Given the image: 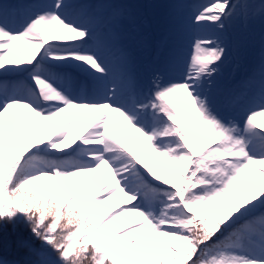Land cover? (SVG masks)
Returning a JSON list of instances; mask_svg holds the SVG:
<instances>
[{"label": "snow or ice", "instance_id": "obj_1", "mask_svg": "<svg viewBox=\"0 0 264 264\" xmlns=\"http://www.w3.org/2000/svg\"><path fill=\"white\" fill-rule=\"evenodd\" d=\"M256 19L264 0L171 5L146 80L119 3L0 0L13 264H264V32L247 78L215 81L227 25Z\"/></svg>", "mask_w": 264, "mask_h": 264}, {"label": "rangeland", "instance_id": "obj_2", "mask_svg": "<svg viewBox=\"0 0 264 264\" xmlns=\"http://www.w3.org/2000/svg\"><path fill=\"white\" fill-rule=\"evenodd\" d=\"M116 1L120 7L124 8V25L128 31V40H134L130 49L134 56L138 57L143 51H147L146 54L151 55L153 50L157 55V44L164 36L161 32L166 29V23L171 12V5L178 2L176 0ZM105 2H112V0H105ZM190 2H202V0H190L188 3ZM259 2L260 0H256V3ZM144 9H146V14L151 15H149L150 17L144 15ZM137 17H140L139 22H136ZM144 21L146 22L145 24H143ZM151 23L156 30L155 36L150 35L152 33L150 29L152 26L150 28L147 27V24ZM262 32H264V24L259 19L250 21L247 27H244L239 20L229 22L225 30L229 54L225 63L220 66V71L225 79L221 80V83H218L216 79H221L222 77L219 74L216 75L215 81L218 86H223L224 88L232 86V80L240 82V80L243 81L249 75L258 61ZM136 60L138 62L140 59L138 58ZM150 62L151 59L144 66H147V64H149L148 67L158 66L155 62L152 64ZM231 64H236V66L229 71ZM139 66L141 68L143 65L139 64ZM147 69L143 67L144 71Z\"/></svg>", "mask_w": 264, "mask_h": 264}, {"label": "trees", "instance_id": "obj_3", "mask_svg": "<svg viewBox=\"0 0 264 264\" xmlns=\"http://www.w3.org/2000/svg\"><path fill=\"white\" fill-rule=\"evenodd\" d=\"M20 232H26V229L23 226H21L19 229L8 230L6 246L0 247V259L2 261H7L9 262V264H13V262L22 261L24 259L22 255L17 253L14 244L15 235ZM35 242L39 244V241H35Z\"/></svg>", "mask_w": 264, "mask_h": 264}, {"label": "bare ground", "instance_id": "obj_4", "mask_svg": "<svg viewBox=\"0 0 264 264\" xmlns=\"http://www.w3.org/2000/svg\"><path fill=\"white\" fill-rule=\"evenodd\" d=\"M189 1L190 0H176V2H178V3H188ZM8 2H11V0H8ZM94 2H97V0H94ZM152 35L155 36L154 31H152ZM132 42H133V40H128V39H127V41H125L127 46H128V44H131ZM185 46H187V44H185ZM142 58H148V57L144 53ZM230 66H231V69H229V71H231L236 66V64H231ZM258 122H264V118H258Z\"/></svg>", "mask_w": 264, "mask_h": 264}]
</instances>
